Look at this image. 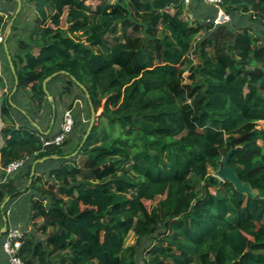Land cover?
<instances>
[{
    "label": "trees",
    "instance_id": "trees-1",
    "mask_svg": "<svg viewBox=\"0 0 264 264\" xmlns=\"http://www.w3.org/2000/svg\"><path fill=\"white\" fill-rule=\"evenodd\" d=\"M87 1L21 0L6 41L13 96L29 95L46 134L29 122L14 126V75L0 43V88L9 81L0 101V205L25 195L43 237L24 233L19 256L27 264H264V0H223L230 21L217 26L206 22L217 10L202 0L189 6L191 22L183 0ZM25 7L33 19L24 38ZM11 17L0 14L1 37ZM59 71L67 75L46 84L53 111L42 82ZM77 99L85 107L72 132L61 147H43L57 103L72 112ZM90 108L93 126L80 146ZM226 153L255 197L216 177ZM52 156L35 165L26 188L33 163ZM17 160L25 164L9 176L21 180L6 182L4 168Z\"/></svg>",
    "mask_w": 264,
    "mask_h": 264
},
{
    "label": "crops",
    "instance_id": "crops-1",
    "mask_svg": "<svg viewBox=\"0 0 264 264\" xmlns=\"http://www.w3.org/2000/svg\"><path fill=\"white\" fill-rule=\"evenodd\" d=\"M21 6H22V3H21ZM192 6H194V5H192ZM192 8L193 7H191V8L189 7L188 10H186V12H185L187 18L190 21L194 20L195 17H196V15L194 14ZM15 10H16V3L15 2H14V4H9V3H6V2H0V11H3V13H0V14L4 16L5 21L8 20L7 15L11 14L13 16ZM32 19H33L32 11L30 10V8H26L25 7L24 13H23V17L21 19L20 30L22 28H26L25 27L26 25L29 26V24H31V22H32ZM26 35H27V33L23 34V32L21 34V36H24V38L26 37ZM7 50H8V48H7ZM8 54H9V52H8ZM2 68H3V63L0 62V77H1ZM3 83H4V87L0 88V101H1L2 95L6 94L7 91H8V88H9V81L6 80V78L5 79L3 78ZM9 95H8V102L10 100L11 103L14 105V107H12L11 105L10 106L12 108V110H11V118H12V120L14 122V126L15 127H18L21 124H26V122H29V124H30V122L32 121L38 126L39 130L43 134L48 133V131H45L46 130L45 129L46 121L42 120L39 117V115H37L35 117V120L32 119V113H33V109L34 108H33V106L30 103L28 94L21 93V94L15 96V97L12 95L10 99H9ZM56 106H57V116H56L55 120L50 121V124L54 123V128H53L54 129L53 130L54 134L57 133V131L59 130V127H60V124H61L62 118H63V113L66 111L65 106H64L63 103L58 102ZM83 111H84L83 101L81 99H77L74 102V110H72V112H73V114H77L78 112L82 113ZM2 126H3V123L0 120V127H2ZM2 144H3V141L0 138V146H2ZM51 168H52V166L50 164L46 165L45 167H39L38 170H37V174L36 175L45 174ZM3 178L6 180V182L7 181H11V180H16V181H20L21 180L20 175H15V176H12V177L8 175V176H5ZM26 188H27V185H26ZM23 191L24 190H22L21 192H23ZM3 209H6L7 224L9 222L12 223V225L10 227L18 228L23 233H27V234L31 233V234H33V238L36 241H39V240L43 239V237L40 234H38L36 232H33L34 229L32 227V222L29 219L30 202L28 201V199H25V195L22 194V195L18 196L13 201H11V203L8 206L7 205L4 206ZM20 209H22V213H23V217L22 218L18 217V215H19L18 213H19ZM2 217H3V211H2ZM41 222H42V219H38L36 221V223L39 224V225L41 224ZM0 264H7V257L3 253L2 250H0Z\"/></svg>",
    "mask_w": 264,
    "mask_h": 264
},
{
    "label": "built area",
    "instance_id": "built-area-1",
    "mask_svg": "<svg viewBox=\"0 0 264 264\" xmlns=\"http://www.w3.org/2000/svg\"><path fill=\"white\" fill-rule=\"evenodd\" d=\"M194 0H183V6L188 8ZM203 4L212 7L217 10L216 16L212 20H207V23H212L214 26L226 24L230 21V18L221 10V4L223 0H202ZM2 37L0 36V43ZM74 118L70 110H66L63 113L62 122L59 130L54 134L53 138L43 142V147L55 146L61 147L68 135L74 128ZM1 129V127H0ZM25 164V160H17L9 163L5 168L4 172L6 175H10L19 171ZM5 237L1 244V249L7 257V264H27L19 256L20 249L23 244L24 233L13 227H8L5 232Z\"/></svg>",
    "mask_w": 264,
    "mask_h": 264
},
{
    "label": "water",
    "instance_id": "water-1",
    "mask_svg": "<svg viewBox=\"0 0 264 264\" xmlns=\"http://www.w3.org/2000/svg\"><path fill=\"white\" fill-rule=\"evenodd\" d=\"M16 3V10L13 14V16L11 17L8 25H7V28L5 30V33H4V36H3V39H2V45H3V48H4V51H5V54H6V59L8 61V64H9V68L12 72V74L14 75V84H13V88H12V91L9 95V99L11 98V96L15 93L16 89H17V80H16V76H15V73H14V68H13V65H12V62H11V59H10V56L8 54V50H7V44H6V41H7V38L8 36L10 35V32H11V28H12V25H13V22L16 18V16L18 15V13L20 12V9H21V1L20 0H12ZM57 75H67V73H65L64 71H59V72H56V73H53L52 75L46 77L43 82H42V89H43V92L44 94L46 95V99L48 101V103L51 104V108L53 109L54 111V105H53V98L49 95L47 89H46V84L47 82H49L52 78H54L55 76ZM71 80L73 82H75V80L73 78H71ZM75 84L79 87V89L81 91L84 92V95L87 99V101L89 102V97L85 91V89L83 88V86H81L80 84L76 83ZM9 103L12 107H14V105L11 103V101L9 100ZM94 118H95V114H94V111L92 108H90V120H89V124H88V128L86 130V133L85 135L83 136V139H82V142L80 143V146L82 145L83 141L85 140L86 136L88 135V133L90 132L92 126H93V122H94ZM30 124L40 133V134H43L38 126L34 123V122H30ZM59 157L57 156H52V157H44L40 160H37L33 163L32 165V168H31V172H30V178H29V181H28V184H27V187L30 185L31 183V180H32V177L34 175V167L36 164H41L43 163L44 161H47L48 159H52V160H57ZM228 161H229V153H226L224 158H223V161H222V166H221V169L217 172L216 174V177L221 180V181H226V182H229L231 183L235 190L242 193V194H245L249 197H255L256 196V193L253 192L249 186L248 183H243L238 177L237 175L235 174V172L233 171L232 168L229 167L228 165ZM10 197H6L4 199V201L1 203L0 205V210L3 209V207L5 206V204L9 201ZM2 221H3V225L1 226L0 228V237L2 235L5 234L6 230H7V220L6 218L3 216L2 217Z\"/></svg>",
    "mask_w": 264,
    "mask_h": 264
},
{
    "label": "rangeland",
    "instance_id": "rangeland-1",
    "mask_svg": "<svg viewBox=\"0 0 264 264\" xmlns=\"http://www.w3.org/2000/svg\"><path fill=\"white\" fill-rule=\"evenodd\" d=\"M114 0H103L102 2H101V4L102 3H106V2H108V3H112ZM87 5H90L92 8H94L97 4H99L98 3V0H88L87 2ZM188 19V18H187ZM188 21H190L189 19H188ZM191 22V21H190ZM32 23V22H31ZM25 27H28V25H26ZM63 27H64V25H63ZM20 32L22 33L23 32V34L24 33H26L27 31H26V28H22V30H20ZM2 39H3V37H2ZM105 40L108 42V43H111L112 42V39L109 37V36H105ZM192 59H193V61L196 63L197 62V59H196V57H192ZM186 83L188 82V81H185ZM83 106L85 107V105H84V103H83ZM72 113V115H73V112H71ZM82 114V113H81ZM85 117V116H84ZM83 117V115L81 116V119H83V121H85V123H86V121H87V119H86V117L84 118ZM83 124H84V122H82ZM260 125H261V127H263L264 128V122H261L260 123ZM54 130V129H53ZM210 170V169H209ZM209 172H211V171H209ZM25 199H27V197L25 196ZM146 205H147V207H149V205H150V203H146ZM19 215H18V217L19 218H22L23 217V213H22V209H20L19 210V213H18ZM8 225L9 226H11L12 225V223H8ZM133 242V238L132 237H129V239H128V242H127V244L129 245V244H131Z\"/></svg>",
    "mask_w": 264,
    "mask_h": 264
}]
</instances>
